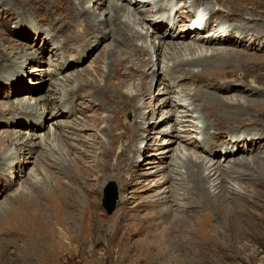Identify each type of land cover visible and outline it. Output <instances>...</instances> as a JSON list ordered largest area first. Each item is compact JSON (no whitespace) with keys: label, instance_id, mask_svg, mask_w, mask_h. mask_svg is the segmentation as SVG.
Listing matches in <instances>:
<instances>
[{"label":"rangeland","instance_id":"obj_1","mask_svg":"<svg viewBox=\"0 0 264 264\" xmlns=\"http://www.w3.org/2000/svg\"><path fill=\"white\" fill-rule=\"evenodd\" d=\"M73 1L0 0V264H264V0H224L259 34L249 30L251 36L238 45H203L202 38L230 24L216 17L194 27L183 40L177 36L184 20L170 28L161 19L160 26L150 24L152 16L148 19L143 31L150 40L161 27L166 43L197 40L254 56L250 61L234 58V64L208 70L207 80L192 82L181 72L176 73L182 77L178 80L168 76L166 68L205 49L171 60L163 50L155 51L144 73L135 69L125 77L127 86L119 87V93H136L133 85L147 83L143 96L135 99L141 105L136 130L142 133L136 138L118 127L136 115L127 102L129 94L122 98L97 91L103 76L113 73L112 63L106 69V52L119 45V36L110 29L78 38V15L59 7ZM212 1V7H218ZM86 2L91 17L108 10L109 1L98 8L96 0ZM42 3L52 4L50 8L62 11L71 23L64 29L53 23L54 29L46 9L37 11ZM148 4L152 12L159 6ZM178 4L177 13L189 23L195 13L183 9L192 3ZM61 45L53 55L52 48ZM96 69L102 72L99 77ZM221 77H230L215 87L223 106L199 107L200 99L187 106L185 97L196 96L195 87L213 85ZM209 117L221 120L215 132H224L217 133L211 147L209 135L201 131ZM230 132L241 140L238 154H224L221 148L234 143ZM110 137L115 139L112 144ZM14 148L13 162L7 164L3 153ZM183 154L205 159L212 170L203 192L193 191L186 169L176 166ZM234 157L247 158L250 164L236 166L229 160ZM230 167L235 168L225 175ZM111 181L117 201L109 211L105 195ZM58 184L67 190L70 207L51 217L55 212L43 211L41 204H51ZM90 222L100 243L90 245V235L83 244L67 245L59 236L62 223L80 236ZM111 225L116 226L115 236Z\"/></svg>","mask_w":264,"mask_h":264},{"label":"bare ground","instance_id":"obj_2","mask_svg":"<svg viewBox=\"0 0 264 264\" xmlns=\"http://www.w3.org/2000/svg\"><path fill=\"white\" fill-rule=\"evenodd\" d=\"M107 1H109L108 10L106 9L103 13L99 14L96 17H91L89 15L91 7L86 5V3H87L86 0H77V1L74 0L72 4H68L66 6H63L62 5L63 3H61L59 7H60V10L63 9L62 11L67 10V9L69 10L70 13L72 11L73 16L76 14L78 15L76 19H78L80 21L77 22V25L81 24V25H79V27L77 26V31H78V28L80 29V31H78V32L76 31V36L78 38H88L90 35L96 33L97 31L108 32V31H110V29H111V31L118 34L119 39L118 38L117 39L119 40V45L117 43V45H114L113 48H110L109 51L106 52L107 56L105 59L106 69L110 68L111 63H112L113 73L111 72L110 69L108 71L104 69V71L107 74H111V73L112 74L109 77L110 79L107 76H103L102 81H100L97 84L98 85L97 91H100V93H104V94H106V93L121 94L122 98H124L123 95L129 94L128 95L129 100H127V102L131 107L130 110L133 113H135L136 115L134 116V118L131 122L126 121L125 123H122V125L118 126V127H120L122 133L125 135L126 134L127 135H133V137L136 138V136L140 135V133H141V132L139 133V131H138V130H140V128L136 127L137 119L140 116L137 111H138V109L141 108V105H138L139 103L136 104L135 99L137 96H143L144 89L147 87V83L142 80L138 84H136V86L133 85L136 93H129L128 91H122L119 93V87L127 86L125 77H127L128 75H132L131 73H133V71L135 69L144 73V68L146 67V65L150 66L151 64H149V63L154 61L155 51L163 50L165 57L167 59L171 60V59H175L179 54H183V52H188L191 54V53H194V51H197L198 49H205L206 53H204L203 50H201V52L198 55H195L194 57H192L190 59L187 58V59L178 60L175 63H173L171 66H167V68H166L165 74H168V76L174 77V79L178 80V77H180V76H179V74H176V73L181 72L182 74H180V75L183 76V79L191 80L192 82L195 80H199V79L200 80L206 79L205 73H207L208 70L211 71L212 68L220 67L222 64L223 65L224 64H227V65L234 64L233 62L236 61L234 58L238 57V58H242V59H246V60L250 61L252 59V57L254 56V54H248V52H245L243 50H237V49H233L230 47L212 46V48H210V46H207V45L203 46L206 43H209V45H213V44L214 45H217V44H223L224 45L226 42L228 44H233V45L244 44L243 43L244 38L251 36L248 33L249 30H253L254 31L253 33L258 34L254 27L245 24L247 22H242L241 19L242 18L244 19L243 13H241L240 15L238 14L239 16H236V14L234 13L235 11H233L234 7L231 6L230 4H228L227 2H224V0H214L218 4V7H216V8L212 7L213 6L212 0H196V2H194L195 0H192V1L188 0L192 4L190 6H185L183 11L187 12V14H189V15L195 13L194 14L195 16L192 19H188L189 23H187L184 16L177 13L178 8H179L178 3L180 0H136V2H134V0H123V2H120L122 0H96V3H94V5L98 8L101 5H103L104 3H106ZM146 1H147V3H146ZM44 2H45V0H44ZM88 2H90V1H88ZM148 2H151L152 4H155L156 6L159 5L155 12H152L153 10H155L154 8H152L151 10L147 8V6L149 5ZM196 3L198 5H196ZM200 3H201V5L202 4L204 5L203 8H201V6H199ZM45 5H46V7H44ZM51 5L52 4H45V3L38 4L37 5V11L46 9V14L49 17H53L52 19H54V21H52V23H51V26L54 27V29H55V26L53 25V23H56L57 25H61L60 27L64 29L65 25L71 23V21H65L64 15H62V11L55 10L54 8L53 9L50 8ZM240 10H243V9H240ZM146 12H150L149 15L144 14ZM58 13H60L61 15H59ZM208 13L210 14V16L207 19V21L213 17H216L218 19L224 20L227 24L228 23H230V24L226 27H222V26L217 27V31H216L215 35L214 34L208 35L207 38H202L201 41H202L203 45H200L199 44L200 42H198L197 40L196 41L193 40L192 42L181 41L183 39L190 37V32L192 31V29L194 27H196L198 25H202L199 22L200 19H198V18L199 17L202 18ZM151 16L153 18L150 20L151 22L149 21L150 24L154 23V25H159L160 23L158 21L160 19H163L165 21H168L167 27L170 25L169 26L170 28H174L175 25L179 23V21L184 20L186 25L177 36V38H180L181 40L180 41H178V40L177 41H170L169 43L164 42L165 40L162 37H160V34H159V28H161V27H159V28L156 27L157 29L155 31H153L155 33L153 36L154 40H150L148 38L149 36L148 37L146 36L143 29L145 28L146 24H148V19L151 18ZM252 17H253V15L251 16V18H248V19L252 21ZM101 23L103 26L100 28ZM217 25H219V24H217ZM189 27H192V29ZM205 35L203 34L202 36L204 37ZM232 37H234V39ZM139 39L143 40L142 44H139L137 42ZM241 39H243V40H241ZM64 46H62V45L57 46V47L54 46L52 48L53 55L58 54V52H60V50H62V48ZM7 47H9V46H7ZM210 49H211V51L209 52ZM7 53L9 55V53H11V52H7ZM215 59H217L218 62H216ZM218 63H221V64L216 65ZM195 66H197V67L201 66V68H199L198 70H195L192 68ZM229 71L225 70L223 73H228ZM100 73H102V72H100V69H96L97 77H99ZM209 74H210V72H209ZM141 75H143V74H141ZM112 77L116 78V80H112L113 79ZM244 77H246V76H244ZM180 78H182V77H180ZM229 78H228V80H230ZM228 80L226 81L225 79H223L221 77L220 81L215 82L213 85L212 84L209 85L210 83L207 85L205 82V84H204L205 86L195 87L197 89V91H196L197 93L195 94L196 96H193L190 98L185 97V100L188 99L187 101L189 102L187 104V106L191 105V103H193L194 99H196V100L200 99L201 100V102L199 104H197L199 107L205 106V104H207L211 109H213L214 104L216 106H219V105L223 106V102H220L217 100V94H218L217 92L218 91L215 90L216 89L215 87H216V85H220L222 82H230ZM235 80L237 82H239L238 79H235ZM208 81H209V79H208ZM88 84H90V83L88 82L87 85ZM236 91H240V89L238 88V90H236ZM245 91L246 90H241V92H245ZM166 92L168 93V92H170V90L168 89ZM122 98H120L121 101H122ZM181 100H183V98ZM239 104H240V102H239ZM194 111H195V109H194ZM205 114H207V113H205ZM207 117H208V114H207ZM221 118H223V117H221ZM219 123L222 124V121L219 120V122H216L215 118L213 119V117L212 118L209 117V119L206 118L204 120V126H203V129L201 131L204 134L209 135V137H210L209 142L210 143L208 141L206 143H209L210 147L213 146V143H211V140L218 136L217 135L218 132H215V131H217L216 130V124H219ZM136 128L138 130H136ZM218 131L223 132L222 130H218ZM220 132L218 134L223 135L224 132L223 133H220ZM230 133H232L231 136H232V138H234V140L232 142H234V143L232 145H228V144L224 143L221 148L223 149L224 154H228V155L235 154V153L238 154V153L242 152V150L238 149V146H239L238 143L241 140L236 137L235 132H230ZM109 139H110L109 144H112L115 141V139H113L112 137H110ZM254 139H256V138H254ZM244 140H248L247 136H244ZM214 147H216V146H214ZM122 148L120 149L121 155L126 152V149L125 148L122 149ZM14 151H15V148H14V150L8 149V150L4 151L3 155L6 157L5 162L7 164H11L13 162L11 158L14 156V153H15ZM229 160H232L233 163L236 164V166L238 165L240 167L241 166H247L250 164V162L248 161L247 158L246 159L245 158L240 159V158L234 157V158H230ZM176 166H179V167L182 166L186 169V172H185L186 177L188 178V181L191 184V186H192L191 188L193 191L198 192V193L203 192V190L206 189V187L209 185V183L211 181V180H209L210 175H211L210 171H212V170H210V168L207 166L205 159L195 160L192 156L183 154V156L181 155V158L179 159V161H177ZM234 168L235 167H230L228 170H226L225 175L231 174L232 171L234 170ZM118 169H121V167L120 168L118 167ZM35 180H36V178H35ZM36 183H37L36 181L32 182V185H33L32 187L34 188V190L36 189V187H35ZM53 193H54L53 195L55 196V198L52 197L50 205H47L46 203L41 204L42 205L41 208L43 211H47V209H50L51 211L55 212L54 215L51 214V217H55L56 214H60L62 212H65L67 207H70V202L68 201V192L65 188H63L62 186H60L58 184V186L53 190ZM74 202H72V203H74ZM87 212H88V209L86 208L84 211V214L86 216H87ZM61 225H63V226L59 230L60 231L59 236L64 241V243L67 245L82 243L83 239L86 238L88 240L87 236H90V235H91L90 245H91V243L92 244L100 243L99 241L101 239L98 236V234L94 232L93 228H96V227H92V225H93L92 222H90V225L84 227V231H82V234H80V236L77 235V232L75 231L76 229L75 230L74 229L68 230L66 227V225H67L66 223H62ZM114 227H116V226L112 227V225H111V227H110V229L113 231V233H114ZM113 236H115V233L113 234ZM84 242H86V241H84ZM75 257L82 258L81 255H75ZM83 259H85V255H83Z\"/></svg>","mask_w":264,"mask_h":264},{"label":"water","instance_id":"obj_3","mask_svg":"<svg viewBox=\"0 0 264 264\" xmlns=\"http://www.w3.org/2000/svg\"><path fill=\"white\" fill-rule=\"evenodd\" d=\"M117 201V192H116V184L115 182L111 181L106 188V195H105V202L108 210L111 211L115 203Z\"/></svg>","mask_w":264,"mask_h":264}]
</instances>
